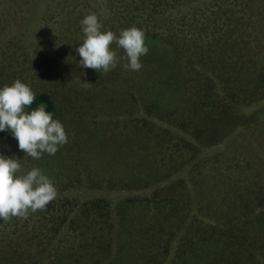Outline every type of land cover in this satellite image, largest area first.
Segmentation results:
<instances>
[{
    "label": "rangeland",
    "instance_id": "rangeland-1",
    "mask_svg": "<svg viewBox=\"0 0 264 264\" xmlns=\"http://www.w3.org/2000/svg\"><path fill=\"white\" fill-rule=\"evenodd\" d=\"M91 13L117 37L132 26L145 32L140 70L125 67L115 43V68L80 66ZM172 67L182 85L168 107L178 111L149 115L143 100ZM16 79L54 100L68 143L34 159L0 131V153L20 157L25 173L40 168L58 189L44 210L0 219V264H49L73 250L72 264H87L97 247L96 264H107L128 254H119L120 236L136 264H264V0H0V88ZM189 103L208 108L219 131L185 154ZM169 146L175 159L165 165ZM142 153L164 171L156 184L113 178ZM168 189L167 201L153 197Z\"/></svg>",
    "mask_w": 264,
    "mask_h": 264
},
{
    "label": "clouds",
    "instance_id": "clouds-1",
    "mask_svg": "<svg viewBox=\"0 0 264 264\" xmlns=\"http://www.w3.org/2000/svg\"><path fill=\"white\" fill-rule=\"evenodd\" d=\"M85 34L77 51L80 66L106 73L118 63L117 52L111 47L116 44L126 53L129 61L125 65L133 71L142 68L140 57L148 53L145 32L136 27L124 29L119 37L112 30H103V24L95 13L81 21ZM89 82H85L87 87ZM36 99L30 83L16 79L11 85L0 88V131L9 130L18 141L19 149L34 159L42 153L54 155L68 143V133L59 119L41 104L27 111ZM54 181L38 167L26 173L22 171L20 157L0 153V219L11 217L26 219L30 212L44 210L57 197Z\"/></svg>",
    "mask_w": 264,
    "mask_h": 264
},
{
    "label": "trees",
    "instance_id": "trees-1",
    "mask_svg": "<svg viewBox=\"0 0 264 264\" xmlns=\"http://www.w3.org/2000/svg\"><path fill=\"white\" fill-rule=\"evenodd\" d=\"M154 38H156V36ZM160 61H161V65L163 67H165V62L168 60L166 59L165 61L164 60H160ZM176 72H177V70L172 67L169 78H166V79L165 78L163 79L160 77L156 78V79H159L160 84H157L156 87L151 88V91L152 90H158V93L155 95V97H153V99H151V101L149 100V98H147V100H143L144 104L147 103L146 107H147V113L149 115H154V116L156 115L157 117L163 118V115H162L163 113H167V115H169V114L173 115V114L177 113L178 109H176L177 108L176 105H171L172 108L168 107V106H170L169 103L171 104V100L168 101L169 96L170 95H176V91L178 90L179 85H182V82H180V76L177 77ZM191 101L192 100L190 99L189 102H191ZM41 104L46 105L47 106L46 110H48L54 114L55 107H56L55 102L49 95H47L45 93H36V99L34 100L33 105L27 110L30 112L31 110L35 109L36 107L40 106ZM187 108H189L188 110H191V111H187V109H185L184 112H187L188 117L191 118L192 126L185 129V130L189 131V134L191 136V143L184 145L183 146L184 148L179 150V152H183V153H185V152L188 153L190 151L191 147H194L192 145L197 146L200 144H211L213 141L212 136L214 134H217V131H219V125L217 124L216 116H213L212 113L208 110V108H205V110H198L196 107H193V105L191 103H189V106ZM224 118H225L224 115L220 114V119L224 120ZM208 139H209V141L204 142L205 140H208ZM157 146H158V144L155 145V148H157ZM167 149L172 150L170 146ZM174 152H176V150H172V152L169 153L171 158H169L168 160L164 156H162V159H166L165 165H170L171 160L175 159L174 154H173ZM137 159L140 160V162H138V163L135 162ZM137 159L134 161V164L131 167H130V164H129V167H127V168L125 167L126 168L125 169L126 174L123 171H121V174H120V170H114L113 171V178H115V176H118V178H117L118 180L124 181L125 184L127 186H130V187H135L136 181L143 182L142 183L143 186L148 185L151 182L156 184V182H158V180L156 181V179H158V178H156V174L160 173V172H164V171H160L158 169V167L160 165L156 166L155 164H153L152 156H149L146 154L141 155L140 158L138 156ZM150 161L152 162V164ZM135 163H136V165H135ZM180 163H181V161L177 162L176 165H180ZM152 165L154 168L153 170H152ZM132 168H138V170L141 174H142V170H143L146 172V175H141V177L140 176L137 177V175L134 176V174L131 172ZM161 175H163V173H161ZM145 176H152L155 179L150 182L147 180L149 178H147V177L144 178ZM169 191H170V189H168L163 194L157 193L155 191L153 194V197L159 195L160 199H163L162 202H164V200L167 201V195H168ZM178 203H180V202H178ZM155 225H157L158 227H161L163 225V222L158 219L155 222ZM184 238L186 239L185 236H184ZM117 241H118V243H116V244H118V247H119V250H118L119 254L125 253V252H127L128 254L124 255L123 258L122 257L120 258V256H118V254H117L116 257L113 258L111 260V262H107V264H110V263L111 264H136L135 262L137 260L135 261V256L130 253V250H131L130 240L126 239L124 236H120L117 239ZM94 250H97V251L90 253L89 256L87 257V259L85 260V262H87V264H96V262L99 260L97 258V254L99 253L100 247H97ZM75 253H76L75 250H73V252L68 251L67 253H65L63 255H58L54 259H51L49 264H72V257H74ZM143 254H145V258L147 259V261L153 260L155 258V256L152 257V255L149 254V251L143 252ZM81 257H86V256L80 255L76 259H79ZM175 258H176V256L171 257L169 263H167V264H172L174 262ZM70 260H71V262H70ZM143 264H145V263H143ZM149 264H150V262H149Z\"/></svg>",
    "mask_w": 264,
    "mask_h": 264
}]
</instances>
